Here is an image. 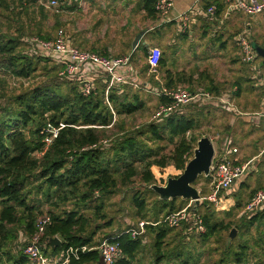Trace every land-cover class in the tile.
<instances>
[{
	"label": "trees",
	"instance_id": "16d2710c",
	"mask_svg": "<svg viewBox=\"0 0 264 264\" xmlns=\"http://www.w3.org/2000/svg\"><path fill=\"white\" fill-rule=\"evenodd\" d=\"M143 3L148 15L157 14L154 0H143ZM39 37L51 39L55 36ZM25 42L27 51H19L21 42L17 37L0 36V67L7 74L29 78L37 71L39 61H57L51 54L40 52L29 39ZM142 50L143 57L147 58L148 48L144 46ZM101 54L109 55L107 52ZM166 64L167 58L163 54L159 69ZM60 67L62 68V64ZM166 74L162 82L168 87L178 86L174 84L176 80L170 71L167 70ZM145 84L146 81L143 83L144 88ZM150 85L160 86V82L156 80ZM106 86L102 78H95L94 89L86 96L79 80L62 79L11 96L3 104L0 102V264H32L24 254L27 244L19 245L17 253L10 244H16L20 232L30 241L38 230L39 216L44 211L40 201L33 199L34 193L42 194L50 205L47 214L43 215L51 218L42 235L44 252L51 256L52 253L63 251L64 259L66 251L73 248L78 254H71L68 264H102L97 247L104 239L98 242L96 237L103 227L112 225L111 220L104 224L98 223L108 216L105 200L122 188H130L136 180L144 185L156 183L153 166L164 169L173 165L183 171L194 156L200 138L193 132L199 126V116L183 109L182 112L163 115L131 131L120 126L119 134L110 130L117 127V116L132 115L142 110L145 101L140 97V91H127L125 85L123 91L116 87L110 90L109 104L105 95ZM205 90L213 92L211 87ZM153 96L158 98V107L171 103L168 97ZM61 123L65 126L60 129L53 142L47 145L45 138L49 134L48 126L60 127ZM204 178L207 183L211 180L210 177ZM239 182L230 190L221 192L220 197L237 192L234 188ZM146 190L154 191L150 188ZM258 190L253 191L250 200ZM178 198L180 197L160 199L153 214L154 219L147 220L157 222L161 216L183 209L184 206L176 205ZM71 202L73 207H68ZM133 204L138 214L148 216L150 209L147 197L141 191L134 192ZM212 204L204 200L200 206L195 202L190 205L189 212L197 211L203 217L206 231L197 233L195 229H191L192 221H183L179 229L184 240L196 238L207 242L219 230L232 228V224H223L216 219ZM240 207L241 203L237 201L234 208ZM249 215L248 226L264 224V208ZM172 229L159 223L148 225L145 235L138 238L132 237L128 230L106 238L119 242L123 249L116 264H134L136 255L143 246V238L150 230L155 233L158 263L166 256L173 257V253L166 254L163 249ZM55 236L62 240L61 246L50 244L49 238ZM241 240L234 244L235 238L231 237L230 242L224 245L226 249L222 251L221 257L214 264H247L250 253L258 255L255 248L258 239L254 243L249 239ZM259 240L264 241V234ZM259 247L264 249V245ZM183 252L182 249L174 255L177 259L180 258L178 264L189 263L190 255L183 257ZM261 254L262 250L259 255ZM257 264H264V261L260 260Z\"/></svg>",
	"mask_w": 264,
	"mask_h": 264
},
{
	"label": "rangeland",
	"instance_id": "374dc122",
	"mask_svg": "<svg viewBox=\"0 0 264 264\" xmlns=\"http://www.w3.org/2000/svg\"><path fill=\"white\" fill-rule=\"evenodd\" d=\"M68 2V0H59L57 5H51L49 3V0H0V36H2L3 38L4 35L17 37L21 42L18 47V50L27 51V48L24 46L26 43V39L30 40V37H39V35L55 36L60 28H67L63 19L67 20V22L70 21L73 26L76 25V27L78 25H86L87 27H89V23H92L91 21L97 20V18L99 17L102 20H106L107 13L106 7L104 6H97L95 12L85 13L84 11L82 15L73 16L69 13L72 9L69 7L71 6V4ZM65 13L67 14L66 19ZM83 31L84 33H79L82 39H86L87 43L89 44L93 43L95 49L99 52H106L108 49L106 50L105 48L108 47V45L111 46L124 43L126 46L128 44L129 46L125 47L126 50H123L119 53L113 52L111 54L116 57L131 55L133 59L132 64L134 65L135 70L139 71L138 82L136 83L137 86L127 85L126 87L127 91H140V97L145 101V107L132 115H124L119 117L117 116V118L115 119L117 122V127L111 128L110 130H113L114 132L120 134V126H123L126 131H131L139 128L147 122L156 120L155 114L159 109L158 98L154 97L151 92L146 91L143 85L145 81L154 84L156 80L155 76L149 73V67L147 66V58L143 57L144 55L142 46H140L139 48L137 47L133 50L131 43L134 42L137 33H106V31H101L102 33H96L93 31L92 33H86L85 29ZM235 34L236 33H234L232 36H234ZM113 36L115 37L113 38ZM232 39H229L228 41L230 43V49L228 50V62L225 76L222 78L218 77V70H216L215 78L217 80H219V78L221 80H224L226 84L225 89H221L222 93L220 94V96L223 94L230 95L231 105L236 107L237 102L233 97L234 94L232 93V91L234 90V81L237 79L235 75V69L239 66L244 69L246 65L244 63H241V65L240 63L239 65H237L236 63L235 65H230L229 57H240V55L238 54L239 47L237 46L235 40ZM95 44H98V46H95ZM150 47H153V44L148 47V50ZM161 50L163 54H165V56L167 57H169V55L171 56V54H175L174 50H172L170 46L161 48ZM187 56V54L182 55L185 61H187ZM202 56L203 55L200 54V59ZM58 63L59 62L57 61H39V63H37V71L33 73L32 76L29 78H18L16 76L7 74L4 68L0 67L1 104L7 102V100L11 96L18 95L25 91L33 89L35 86L45 83H54L59 80H62L59 76V73L62 68L60 67L61 64ZM195 65H198L196 68L198 70L194 69L193 72L197 74L200 69V64ZM159 72L160 75L163 76L161 69H159ZM128 87L130 89H128ZM202 108L203 106L197 107L196 105H188L184 108V111L199 116V126L194 130L193 133L198 138L208 136L210 139H212L216 150L217 148L219 149L220 143L222 142V136H224L226 133L230 134L232 132L231 134H233L234 137H236L237 139V134H240L242 131L250 134L263 129L258 128L256 125H253V123L250 122H247L249 123L247 124L243 120V118H240V116L238 117L237 114H235L236 112L234 113L228 111L221 105L210 104L205 106L203 109ZM231 120L237 121L236 125L238 126L235 128V130L234 128L233 130H229V128L227 127V123H229V121ZM108 142H110V140ZM238 144L240 147L241 155H244L245 162L249 158L253 157L256 152L259 151V149H257L258 144H256L254 147H250L248 144L242 145L240 140L238 141ZM170 147L171 146H169V148ZM255 163L258 162L256 161ZM152 170L157 179V182L154 184L158 185H165L169 177H177L182 173V170L176 169L173 165H169L164 169H160L158 166H153ZM195 186L198 187L201 192V195L207 196L209 194V192L207 191V189L209 190V184L207 183L204 176H201L198 179ZM249 187L246 189L241 188L240 190L238 189L237 192H233L230 195V198L233 199V204L231 206H229L228 204L229 208L227 207V209L219 208L223 205L221 203L218 206L212 204V207L215 208L216 211V219L218 221H221L223 224H232L231 229L219 230L213 236V238L209 239L207 242H202L196 238H187L184 240L181 236V230L179 229V227L173 228L169 232L165 240V246L163 248L166 254L173 253V257L166 256L165 258L161 259L158 263H156L157 255L155 249V233L149 230L146 236L147 242L146 244H143L142 248L137 253L134 264H178L180 258L177 259L174 255L176 252L180 250L182 251V249L184 251L183 257L190 255L189 258L190 260H192V264L195 262L196 264H214L215 261H217L219 257H221L222 251L226 249L224 245L226 246V244L230 242L231 237L229 238V236L233 229H235L234 244H238L240 241H242L241 238L249 239L248 241H252L253 243L257 239L259 240L264 234V224L257 225L256 223L254 225L248 226L247 221L249 220L251 216L249 214L251 213L244 212V207L248 204V201L250 200L251 195L253 194ZM149 188L152 189L151 185H144L139 180H136L130 188H122V190H119L118 193H116L110 198H107L105 200V211L107 212L108 216L106 219L99 220L98 223L104 224L107 220H111L112 225L108 227H103L97 234L96 241L100 242L105 239L108 235L115 236L125 230L127 231L129 227L133 226L139 221L154 219L153 214L158 207L157 204L159 203L160 198L156 192H149L146 190ZM203 189L204 193H202ZM137 190L141 191L143 195H146L147 197V203L150 211L148 212L149 214L146 217H143L142 214H138L137 208L133 204V194ZM32 197H34L33 199L40 201L41 209H43L44 211L43 215L47 214L50 205L49 203H47L45 197L42 196V194L36 193H34ZM183 200L186 199L178 198L176 201V205L181 207L184 206V208L190 207L189 203L191 202ZM237 201H240L241 203L240 208H234ZM67 206L73 207V202L69 203ZM43 215L39 217L41 218L43 217ZM160 219H162V216L160 217ZM20 235L19 240H17L16 244H14L13 242L12 244H10L12 250L15 253L18 252L19 245H26L29 242V239L23 232H20ZM258 240L255 243L256 252L260 253L261 250L262 252H264V249H261L259 247L264 245V241L259 240V244H257ZM215 247H218V249L214 250L213 248ZM254 255V253H250V258L247 264H257V262L260 260L264 261V256L258 257Z\"/></svg>",
	"mask_w": 264,
	"mask_h": 264
},
{
	"label": "crops",
	"instance_id": "0c3cea01",
	"mask_svg": "<svg viewBox=\"0 0 264 264\" xmlns=\"http://www.w3.org/2000/svg\"><path fill=\"white\" fill-rule=\"evenodd\" d=\"M68 1L74 7L69 12L73 16L82 15L84 11L85 13L95 12L97 6L106 7L107 13L106 20H102L99 17L97 20L91 21L93 24L89 23V27L86 25L79 26V22L76 27L70 21L67 22V20L63 19L67 28H62H64L71 44L82 49L101 53L95 49L93 43L92 45L87 43L86 39L83 40L79 33H84V29L86 33H92V31L96 33H100L101 31H106V33H137V35L142 33V37L137 45L138 48L140 46L148 48L153 44V46L161 48L170 46L174 50V55L171 54V56L169 55L167 57L164 54L165 58H167V64L161 69L163 76L159 72V77H155V79L157 80L159 78L162 81L163 77H166V71L168 70L173 75V79L176 80L174 84L178 86L175 87H183L188 90L193 89L194 91H208L205 88L211 87L215 93L209 92L220 96L226 84L224 80L220 78L217 80L215 76L216 70H218V77L222 78L225 76L228 50L230 49L229 39L231 40L233 38L236 42L237 34L241 31L248 30L254 47L264 48V12L255 16H248L242 12L228 8L225 0H173L174 7L170 14L172 18H176L179 13L193 7V12L191 13L192 22L187 30L182 29V24L178 19L169 23H161L158 14L154 16L148 15L144 8L143 0ZM211 5H216L217 7V12L213 17L207 16L202 10L207 9ZM66 18L67 14L65 13ZM234 33L236 34L232 36ZM131 45L133 50L137 48H134L133 43ZM95 46H98V44H95ZM128 46V44L125 46L124 43H121L111 46L108 45L105 49H108L106 52L112 55L111 53L113 52L119 53L126 50L125 47ZM183 54L188 55L186 57L187 61L182 57ZM200 54L203 55L201 59ZM238 54L240 57H229L230 65H235V63L237 65L239 63L240 65L241 63L246 65H244L245 67L243 66L244 69L241 66L235 69L237 79L234 81V90L232 93L234 94L233 97L237 102V106L231 105L226 108L217 102L213 103L221 105L228 111L236 112L235 114L243 118L246 123H253V125L263 129L250 134L242 131L240 134H237V139L231 134L232 132L230 134L226 133L222 136L219 149L217 148L216 150L215 147V157L213 160L220 159L224 155L223 144L226 140H230L232 146L237 147L239 150L237 154L232 156L235 164H250L248 172L234 190H238L241 187L246 189L250 186L249 189L253 192L258 189L264 190V86L261 80L264 76V65L263 58L259 55L255 61L246 63L242 60L240 49ZM195 64H200V69L197 74L193 72L198 66ZM131 74H137L139 76V71L134 70ZM146 84L150 85L148 82ZM220 97L228 99L231 103L230 95L223 94ZM213 103L202 102L192 103L191 105L201 107ZM236 123L237 121L235 120L229 121L227 123L229 130H233V128L235 130L238 126ZM239 140L242 145L248 144L250 147L258 144L257 149L259 151L246 162L244 155L240 153ZM256 161L258 163H255ZM232 202L233 199L230 198V195L223 197L221 203L223 204V209H227L228 204L231 206L233 204ZM146 242L147 239L145 237L143 238V244H146ZM63 256H65L63 251L51 254V257L58 260L63 259ZM257 256H264V252L261 255L258 253ZM191 262L192 260H189L188 264H192Z\"/></svg>",
	"mask_w": 264,
	"mask_h": 264
},
{
	"label": "built area",
	"instance_id": "2783aa9c",
	"mask_svg": "<svg viewBox=\"0 0 264 264\" xmlns=\"http://www.w3.org/2000/svg\"><path fill=\"white\" fill-rule=\"evenodd\" d=\"M59 0H49L51 5H57ZM228 8L231 10L242 12L248 16H255L264 12V0H225ZM155 10L160 17L161 23H169L173 20H179L182 29H189L191 21V13L193 7L179 13L176 18L171 17V11L174 7L173 0H154ZM207 16L213 17L216 14V5H211L207 9H202ZM33 43L40 52L51 54L60 64L62 69L59 73L60 78L79 80L82 85L84 95L91 94L94 89L95 78H102L107 84L106 99L112 88H119L123 91L125 85L137 86L138 75L131 74L134 71L131 55L116 57L113 55H102L86 49L79 48L71 44L66 36L64 28H60L55 37L51 39H41L40 37H31ZM236 43L240 49L241 57L244 62L250 63L257 59L258 53L252 44L250 33L244 30L237 34ZM163 52L160 47H150L147 54V63L150 74L159 77V67ZM160 86H151L145 84L146 90L155 96H165L171 99L170 104H161L155 114V118L163 115H169L175 112H182L184 107L192 103H213L217 102L224 107L231 106L228 99L217 96L209 91H190L183 87H168L159 78ZM262 85L264 86V76L262 77ZM264 117V115H263ZM65 126L64 123L60 127L48 126L49 133L45 142L51 144L58 136L60 129ZM224 155L217 160H213L210 170L209 194L201 195V203L204 200L219 205L222 203L220 193L228 191L236 183H238L248 172L249 163L235 164L232 156L238 153V148L233 147L230 140H226L223 144ZM200 191V190H199ZM201 193V192H200ZM191 203L189 206L194 203ZM223 209V207H219ZM264 208V190H258L252 199L246 205L244 212L253 213ZM50 216L41 217L38 221V230L31 237L28 244L24 247V254L28 257L32 264H68L70 255L77 256V250L70 248L66 251V257L63 260L55 259L44 252L41 240L47 225L50 223ZM183 221H192L191 229H195L197 233L206 231L203 217L197 211L189 212V207L169 213L157 222L142 220L138 225L131 227L127 232L132 237L138 238L145 235L148 225H158L164 223L169 227H179ZM86 247L83 248L85 250ZM102 258V264H116L123 253V249L119 242L104 239L97 247Z\"/></svg>",
	"mask_w": 264,
	"mask_h": 264
},
{
	"label": "water",
	"instance_id": "95a60500",
	"mask_svg": "<svg viewBox=\"0 0 264 264\" xmlns=\"http://www.w3.org/2000/svg\"><path fill=\"white\" fill-rule=\"evenodd\" d=\"M142 33H139L134 42V48L137 47ZM256 51L263 58L264 65V48L256 46ZM215 157V146L208 136L201 137L197 142L194 150V156L189 160L185 169L177 177H169L165 185L152 184L151 188L159 195L161 200H171L180 197L189 199L197 205L201 204V193L195 186L197 179L204 175H210L211 166ZM231 237L235 236V229L231 231ZM49 242L53 246H61L62 240L58 237H50Z\"/></svg>",
	"mask_w": 264,
	"mask_h": 264
}]
</instances>
